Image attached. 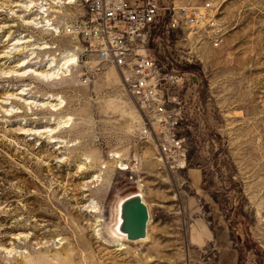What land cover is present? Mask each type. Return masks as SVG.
<instances>
[{
    "label": "rangeland",
    "instance_id": "374dc122",
    "mask_svg": "<svg viewBox=\"0 0 264 264\" xmlns=\"http://www.w3.org/2000/svg\"><path fill=\"white\" fill-rule=\"evenodd\" d=\"M215 2L214 26L167 34L164 22L148 43L159 64L191 77L174 95L187 159L178 170L161 162L154 134L141 135L151 118L120 70L85 84L80 60L61 70L77 41L26 23L36 3L30 17L25 0H0V264H264V0ZM162 3L167 22L204 2ZM57 10L62 21L82 12ZM49 58L55 80L6 74L25 60L46 69ZM20 85L41 103L55 96L59 110L20 101L8 115L3 102ZM135 197L150 219L146 238L131 242L120 219Z\"/></svg>",
    "mask_w": 264,
    "mask_h": 264
},
{
    "label": "built area",
    "instance_id": "2783aa9c",
    "mask_svg": "<svg viewBox=\"0 0 264 264\" xmlns=\"http://www.w3.org/2000/svg\"><path fill=\"white\" fill-rule=\"evenodd\" d=\"M215 1L203 0L200 8H182L167 22L171 9L162 0H38L33 9L46 31H62L79 42L85 84L108 68L121 71L129 93L151 118L141 135L146 138L154 134L161 162L179 170L187 166V159L179 130L184 114L179 96L174 95L189 87L191 77L159 64L148 51V43L151 32L164 22L167 34L203 20L214 26L215 19L206 16L215 8ZM53 6L82 12L69 20L52 21Z\"/></svg>",
    "mask_w": 264,
    "mask_h": 264
},
{
    "label": "bare ground",
    "instance_id": "6f19581e",
    "mask_svg": "<svg viewBox=\"0 0 264 264\" xmlns=\"http://www.w3.org/2000/svg\"><path fill=\"white\" fill-rule=\"evenodd\" d=\"M36 0H25V5H24V7L26 8V12H29L30 14H28L27 16H30L31 17V8L34 6V4L35 3H37V1L35 2ZM57 9H60V10H63L64 8L63 7H59V6H53V10H52V12H53V15H52V17H51V19L50 20H52V21H54V20H56L55 19V16H54V13H56V12H58L59 10H57ZM73 14H75V13H73ZM77 14V13H76ZM35 15H36V13H35ZM61 19V17L60 16H58V18H57V20L56 21H59ZM38 22V24H39V26L41 25L40 24V22L38 21V19H37V15H36V19H35V17H32V19L30 20V21H26V23H28V24H36V22ZM42 26V25H41ZM43 27V26H42ZM24 38H25V36L24 37H20V38H18V40H17V42H16V44L15 45H13L14 47L11 49V51L12 50H16V52L15 53H17V51H21V50H25V47H22L23 45H26V44H29L30 43V41H26V40H24ZM68 38H70V37H68ZM71 39V38H70ZM72 40V39H71ZM73 41V40H72ZM79 43V42H78ZM80 45V44H79ZM47 45H45V47H42V49H48V48H51V46H48V47H46ZM77 49V50H76ZM80 50H81V45L79 46V47H76L75 49H71V52L72 53H76L77 54V56H78V58H77V56L75 55V54H72V53H67L66 55H65V57L63 58L64 59V64H63V67L61 68V70L63 69V68H65L66 66L68 67V66H70V65H72V64H75L78 60H79V56H80ZM14 51H12V53H13ZM22 52V51H21ZM20 53V52H19ZM50 59V58H49ZM54 60H55V58H51L49 61H53V63H51V65H49V67H47L46 69H43V70H38V68H34L33 67V65L32 64H30V61H23V62H20V64L19 65H17V67H16V69L15 70H12V71H10L9 73H6V74H8L9 76H11V78H12V76L14 75V76H16L17 77V75H19V76H21V77H27V76H36V77H38V78H41V79H46L45 81H47V80H49V79H54L55 77H56V75L57 76H59L58 75V73H59V71H60V68L58 69L59 71H57L55 68H56V65L57 64H55L54 63ZM55 62H56V60H55ZM30 65H32V67L30 66ZM60 66V65H59ZM40 67V66H39ZM43 68V67H42ZM13 69V68H12ZM41 69V68H40ZM60 74V73H59ZM35 77V78H36ZM9 78V77H8ZM55 80V79H54ZM48 82V81H47ZM20 86H22V85H20ZM24 86V87H23ZM22 87V89H21V91L20 92H18L17 94H14V93H11V94H8V96L6 97V101L5 102H3L4 103V106L3 107H5V112L6 113H8V115H14V114H18V110L16 109V107L14 106V102H22V103H25L26 104V106L28 107V108H30L31 110H33L34 108H36L37 106H41L42 108H45V107H43V106H50L51 105V107H53V111H57V110H59V105H60V103H57V104H51V102L50 101H55V100H57V98L55 97V96H53V97H48L47 99H45V101H47V103H41V102H39L36 98H39V97H37V96H35V95H31V89H30V87L28 86V85H23ZM14 88L15 87H12L11 89L12 90H14ZM33 89V88H32ZM13 92V91H12ZM8 100H10V101H8ZM25 107V106H24ZM51 107H49V108H51ZM60 107H62V106H60ZM38 108V107H37ZM41 109V108H40ZM61 109V108H60ZM7 115V114H6ZM28 123V122H27ZM24 131H25V133L26 134H29L30 136H35V135H37V134H39L38 136L39 137H41V135H43V134H45V136H46V134H47V137H49L48 136V134L49 135H51V134H54L53 132L56 130V129H51V130H48V129H45V130H33V129H23ZM22 130V131H23ZM56 132V131H55ZM44 136V135H43ZM42 136V137H43ZM41 137V138H42ZM51 142H57V143H63V141H60V140H55V139H52V141ZM81 167V166H80ZM83 168H84V165H83V167H81L80 169L81 170H83ZM85 169V168H84ZM129 168L128 167H125L124 165H122V170H125V171H127ZM95 178V177H94ZM98 178V176L95 178V179H97ZM99 179V178H98ZM143 186V185H142ZM140 188H141V186H140ZM143 202H144V199H143ZM117 211V210H116ZM122 215H123V212H122ZM120 223L121 224H123V216H122V219H120ZM114 231V230H113ZM125 233V232H124ZM125 235H126V233H125ZM127 236V235H126ZM116 241V240H115ZM116 243L118 244V245H122L123 246V243H121V242H117L116 241Z\"/></svg>",
    "mask_w": 264,
    "mask_h": 264
},
{
    "label": "water",
    "instance_id": "95a60500",
    "mask_svg": "<svg viewBox=\"0 0 264 264\" xmlns=\"http://www.w3.org/2000/svg\"><path fill=\"white\" fill-rule=\"evenodd\" d=\"M123 211V230L127 239L131 242L146 238L150 211L147 205L139 197L133 198L124 205Z\"/></svg>",
    "mask_w": 264,
    "mask_h": 264
}]
</instances>
